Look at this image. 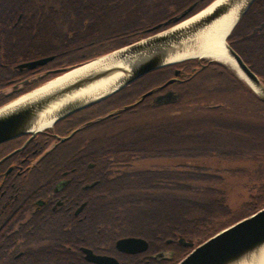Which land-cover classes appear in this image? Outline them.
I'll return each mask as SVG.
<instances>
[{
    "label": "trees",
    "instance_id": "16d2710c",
    "mask_svg": "<svg viewBox=\"0 0 264 264\" xmlns=\"http://www.w3.org/2000/svg\"><path fill=\"white\" fill-rule=\"evenodd\" d=\"M211 1L0 0V81L20 75L19 63L50 55L54 58L42 70L70 69L165 29L189 6L193 8L185 18ZM227 42L264 84V0H254ZM189 63L205 68L184 69L188 78L178 86L177 102L139 106L128 124L107 116L106 137L92 136L91 156L96 160L91 171L100 179L92 193L105 198L91 202L96 206L91 241L100 230L108 243L134 235L183 238L196 246L264 207L263 101L225 64L209 59L184 62ZM56 75L43 72L32 83L11 88L7 101ZM117 96L95 103L87 112H107L129 98L115 101ZM158 158L172 162H148ZM205 158L251 162L247 179L259 180L251 185L254 192L232 207L229 191L219 185L224 176L198 162ZM103 169L105 178H100ZM246 169L230 172L245 174Z\"/></svg>",
    "mask_w": 264,
    "mask_h": 264
},
{
    "label": "flooded vegetation",
    "instance_id": "af4514ba",
    "mask_svg": "<svg viewBox=\"0 0 264 264\" xmlns=\"http://www.w3.org/2000/svg\"><path fill=\"white\" fill-rule=\"evenodd\" d=\"M184 62L158 67L110 95H118L115 101L129 96L126 103L120 102L110 111L88 113L93 104L42 131L0 143V264H104L90 260L87 250L111 257L108 264H176L192 249L183 238L181 242V238L152 240L124 235L108 243L100 230L91 241V219L96 211L91 202L105 198L103 193H92L100 181L91 171L96 160L91 156L92 136L106 137L107 116L128 124L134 122V109L139 106L157 108L177 102L178 86L188 78L184 69L205 68ZM18 65L20 75L0 81V107L9 102L3 103L11 88L16 91L43 72L60 69L42 70L47 64L33 69ZM99 173L105 178L104 169ZM129 237L142 238L147 246L138 250L117 246L119 239Z\"/></svg>",
    "mask_w": 264,
    "mask_h": 264
},
{
    "label": "water",
    "instance_id": "95a60500",
    "mask_svg": "<svg viewBox=\"0 0 264 264\" xmlns=\"http://www.w3.org/2000/svg\"><path fill=\"white\" fill-rule=\"evenodd\" d=\"M214 1L215 0L211 1L201 10L185 18V16L193 8V5L189 6L181 13L179 17L176 18L177 22L175 24L165 29L159 30L135 42L97 56L80 65L73 66L70 69L66 70L64 68L55 71L57 75L51 79L57 78L94 60L103 58L115 52H117V54L114 59L124 63V65L121 66L113 65L111 67L86 70L69 82L37 98L35 101L11 111L0 113V143L28 132L42 131L48 127H51V125L65 116L104 100L105 98L118 92L138 78L155 70L158 67L191 59H209L210 61H217L227 65L231 69H234L236 74L244 79V81L264 103V84L262 83L261 79L249 68L241 56L227 42L228 36L244 13L249 9L254 0H246V4L242 8L238 19L226 37V53L234 61L236 68L232 65H228L227 63L208 57H188L186 59L174 61L166 60L169 51L174 50V46L178 45L182 40L192 36L200 28L206 26L214 19L224 14L234 3H237L241 0H228L226 2L219 3L208 13L198 17L197 19H194L185 27H178L183 22H186L201 13ZM158 26L159 25L153 27L151 30L158 28ZM178 48L181 50L182 46ZM53 58L54 56L52 55L40 57L20 63L18 67L21 69H33L37 66H43L47 64ZM116 73H122V77L120 78L117 86L113 87V89L94 98H88L86 100H74L66 103L58 109L50 126L36 131L32 130V127L38 120L39 114L47 106L59 101L66 95L74 93L100 79H104ZM51 79L47 80L46 82L50 81ZM172 81L173 79L169 80L167 83ZM46 82L40 86L44 85ZM253 84L258 86L260 91H257ZM40 86L15 97L8 103L14 101L26 93L39 88ZM148 94L149 92L143 95V97ZM8 103L1 106L0 109ZM179 241L183 242V239L181 238ZM185 244L192 247V249L176 264H253L252 259L260 252L264 251V207L223 228L196 246H194L192 242H186ZM117 246L126 250H138L141 248V246H147V242L142 238L129 237L119 239L117 241ZM87 257L92 261L104 264H108L109 260L112 259L109 256L95 255L91 250H87Z\"/></svg>",
    "mask_w": 264,
    "mask_h": 264
},
{
    "label": "bare ground",
    "instance_id": "6f19581e",
    "mask_svg": "<svg viewBox=\"0 0 264 264\" xmlns=\"http://www.w3.org/2000/svg\"><path fill=\"white\" fill-rule=\"evenodd\" d=\"M226 1L228 0H215L201 13H199L192 19L183 22L178 27H185L194 19H197L198 17L208 13L214 6ZM245 4L246 0H241L237 3H234L224 14L220 15L206 26L200 28L192 36L182 40L178 45L174 46V50L169 51L166 60L174 61L186 59L188 57H208L227 63L228 65H232L236 68L234 61L226 53V37L234 26ZM180 46H182L181 50L178 48ZM116 54L117 52L105 56L103 58L94 60L64 75L51 79L39 88L29 93H26L15 99L14 101L8 103L0 109V113H5L33 102L37 98L51 92L53 89H56L62 86L63 84L69 82L70 80L82 74L86 70L111 67L113 65H124L123 62L116 61L114 59ZM121 77L122 73H116L104 79H100L88 85L87 87H84L74 93L64 96L59 101L50 104L39 114L38 120L32 127V130L36 131L50 126L53 121V117L56 115L58 109L68 102L74 100H86L88 98H94L104 93H107L108 91L113 89V87L117 86ZM253 86L257 91H260V88L258 86L254 84ZM252 261L253 264H264V251L260 252L257 256H255Z\"/></svg>",
    "mask_w": 264,
    "mask_h": 264
},
{
    "label": "rangeland",
    "instance_id": "374dc122",
    "mask_svg": "<svg viewBox=\"0 0 264 264\" xmlns=\"http://www.w3.org/2000/svg\"><path fill=\"white\" fill-rule=\"evenodd\" d=\"M227 66V65H226ZM235 72V70L233 69ZM236 73V72H235ZM239 77V76H238ZM241 78V77H239ZM244 80L243 78H241ZM7 102V100L3 101V103ZM149 163H152L154 165H161V164H169L172 162V159H164V158H158L154 161L150 160ZM199 163L203 165H209L214 169H218L219 173L224 176V180L222 181L220 185L221 188H224L225 190L229 191L230 199L229 203L232 207H236L239 205L242 201L249 198L250 194L254 192L253 189H251V185L257 181H259L257 178H254L255 176H251L249 179H247V176L250 172L253 171V164L249 161H225V160H217V159H199ZM247 168L245 174L243 173H237L232 174L230 170L236 169V168ZM247 181V185H245Z\"/></svg>",
    "mask_w": 264,
    "mask_h": 264
}]
</instances>
